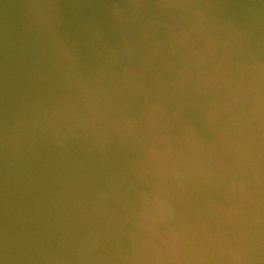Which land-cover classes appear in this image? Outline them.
Wrapping results in <instances>:
<instances>
[{
	"label": "clouds",
	"instance_id": "clouds-1",
	"mask_svg": "<svg viewBox=\"0 0 264 264\" xmlns=\"http://www.w3.org/2000/svg\"><path fill=\"white\" fill-rule=\"evenodd\" d=\"M52 75L101 149L110 130L141 146L135 170L149 192L132 210L138 232L128 264H264V56L247 29L217 0H128L96 5L127 33L137 17L160 12L183 55L174 79L154 92L138 76L122 89L100 66V29L87 25V45L73 34L57 0L24 6ZM95 52V62L85 51ZM127 54V37L125 36ZM143 97L138 117L116 111V96ZM203 129V130H202ZM186 181L207 194L214 227L196 220L195 231L177 218Z\"/></svg>",
	"mask_w": 264,
	"mask_h": 264
},
{
	"label": "water",
	"instance_id": "water-1",
	"mask_svg": "<svg viewBox=\"0 0 264 264\" xmlns=\"http://www.w3.org/2000/svg\"><path fill=\"white\" fill-rule=\"evenodd\" d=\"M31 2L0 0V264H128L132 233L140 231L131 213L149 192L135 174L141 146L110 130L101 149L83 126L78 117L87 110L68 100L37 42L24 7ZM57 2L82 44L87 25L99 27V64L118 90L126 76L143 78L154 92L174 79L173 62L184 53L159 11L137 17L123 33L95 6L128 0ZM217 2L230 6L264 56V0ZM85 59L95 62V52L86 49ZM116 101L114 115L139 116L142 96L127 94L125 102L117 94ZM186 184L178 220L191 231L197 219L214 227L207 194Z\"/></svg>",
	"mask_w": 264,
	"mask_h": 264
}]
</instances>
